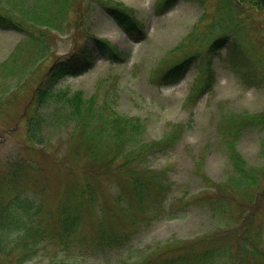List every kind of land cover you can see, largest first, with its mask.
I'll list each match as a JSON object with an SVG mask.
<instances>
[{
  "label": "rangeland",
  "instance_id": "1",
  "mask_svg": "<svg viewBox=\"0 0 264 264\" xmlns=\"http://www.w3.org/2000/svg\"><path fill=\"white\" fill-rule=\"evenodd\" d=\"M157 1L69 0L57 21L59 28L35 24L33 40L0 28V62L10 59L13 73L0 78V173L16 155L37 164L21 192L42 203L39 218L46 233L23 264H150L188 250L212 251L207 264H236L240 242L236 229L244 220L251 236L248 245L264 247V174H258L257 189L238 188L234 197H222L216 186L235 174L219 126L228 115L264 108V5L245 0H173L159 14ZM37 4L53 15L59 9V0H0V10L22 12ZM112 6L124 7L139 18L144 24L141 36L132 37L117 23L107 11ZM223 34L226 41H239L247 73L256 79L246 80L244 73L231 67L226 46L207 52L211 41ZM102 37L124 55L108 58L97 52L91 66L62 78L58 85L67 86L69 94L80 89L82 97L105 102V109L139 117L143 128L138 139L151 145L131 165L146 174L164 171L170 188L161 210L137 206L124 171L101 173L100 160L86 154V136L72 121L45 120L43 145L25 136L23 108L50 64ZM187 56L189 67L179 79L161 81L163 71ZM208 61L215 75L203 84ZM56 101L52 98L42 113L48 115L60 106ZM172 126L182 129L177 141L163 150L151 149ZM108 138L102 140L105 150L114 145ZM235 143L246 165L264 173V129H246ZM135 146L129 143L124 149ZM226 186L222 188L229 191L233 187ZM64 207L79 209L82 221L62 237L58 230ZM102 229L110 235L125 233L127 240L109 244L100 239ZM17 253L0 252V264H16ZM245 254L249 264L257 258Z\"/></svg>",
  "mask_w": 264,
  "mask_h": 264
},
{
  "label": "trees",
  "instance_id": "2",
  "mask_svg": "<svg viewBox=\"0 0 264 264\" xmlns=\"http://www.w3.org/2000/svg\"><path fill=\"white\" fill-rule=\"evenodd\" d=\"M245 1L255 5H264V0ZM172 3L173 0H158L155 9L156 13L164 12ZM68 4L69 0H59L58 12L54 15L45 12V8L41 4L34 5L22 12L13 10L3 12L0 10V28L19 31L24 33L26 38L33 40L34 36L32 35L31 26L41 24L59 28L60 23L58 24L57 21L59 18H63V13ZM107 11L110 15H113L117 23L129 35L132 37L141 36L140 34L144 31V24L140 22L133 12L127 11L124 7L119 8L116 6L108 7ZM93 42L92 45L83 43L71 57L61 60L57 59L47 68L39 84L33 88L32 95L22 111V117L25 118L26 122L25 136L29 142L43 145L47 140V136L43 132L45 120L53 122L65 118V120L72 121L74 127L79 129L80 134L86 136L83 140L86 154L91 159L100 160V172L109 174V172L124 171L129 175L130 193L136 199L137 206L140 208L142 206L147 208L155 207L161 210L164 208V201L167 197L166 192L170 188L164 171L162 173L151 172L146 174L131 165L136 158H139L141 151L151 145V142L146 143L138 139L139 133L143 128V123L139 117L126 116L113 109V107L105 109V102L96 104L97 101L95 99L82 97L83 93L80 89L73 90L72 94H69L67 86L64 84L58 85L62 78L80 74L83 69L91 66L97 52L108 58L124 55V52L115 43H111L106 38H94ZM238 44L239 41L236 38H233L232 42L226 41V34H223L211 41L207 52L216 50L222 45L226 46L229 52V60L227 62L231 67L236 71L238 70L239 73H244L243 76L246 80L256 79L257 76L255 74L252 76L247 73L249 68L245 66L246 62L240 56L242 51L238 49ZM189 56L171 64L168 69L163 71L161 81L169 83L179 79L189 67ZM210 63V61L207 62V69L203 71L207 78L204 79L203 84H207L205 83L207 80H213L214 78L215 74ZM11 64L10 59L0 62V78L6 77L9 73L13 75ZM54 97L57 100L56 102L60 103V106L57 105L48 115L43 114L42 107L47 105ZM189 97H191V94ZM63 108H66L64 112H62ZM227 119V122L222 125L225 129L220 126L219 129L222 130L224 146L229 150L228 159H230L232 169L235 172V174L226 179L225 184L227 186L231 184L233 187H230L229 191L222 188L225 184L216 182V186L218 191L223 192L222 197H234L236 194L232 192H235L238 188L242 190L253 186L257 189L261 180L258 174H264L260 169L246 165L245 158L235 148L236 140L246 129L256 127L264 129V108L255 112L247 110L237 112L228 115ZM181 132L182 129L180 127L172 126L168 133L161 137V140L154 142L156 144L151 149L163 150L167 146H171L180 137ZM108 136L110 141L113 140L114 145L105 150L102 140ZM129 143L130 145L135 143V148L124 149L126 144ZM119 157L121 160L115 163V159ZM36 169L38 167L35 162L16 155L7 160L4 170L0 173V252L12 254L18 251L15 259L16 264H23L32 258L38 243L44 239L46 234L41 228L40 223L42 221L39 218L42 211V203L32 198L28 193L23 194L21 192V186L31 177L30 173ZM84 192L87 191H81V194ZM87 195L88 197L91 195L89 190ZM222 197L220 199H223ZM78 198L82 202V196L80 195ZM241 213L243 212L241 211ZM59 220V234L62 237L69 236L81 223L82 215L77 208L64 207ZM246 223V220H244L243 224L240 223L236 229L240 234V242H237L236 254L238 257L236 264H249L250 259L245 252L257 256L252 264H260V262L264 264V247L258 249L257 245H248L247 243L251 240V236L246 233ZM100 239H104L109 244L114 242L123 243L127 240V234L114 233L110 235L102 229ZM245 246L248 248L247 251L244 250ZM211 252L197 254V252H189L188 250L187 253L163 257L150 264H207L209 263L207 261L209 254L212 255Z\"/></svg>",
  "mask_w": 264,
  "mask_h": 264
}]
</instances>
